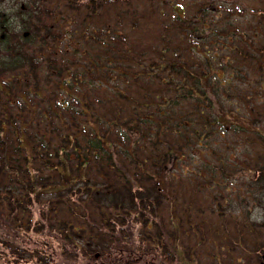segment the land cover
Wrapping results in <instances>:
<instances>
[{"label":"trees","instance_id":"obj_1","mask_svg":"<svg viewBox=\"0 0 264 264\" xmlns=\"http://www.w3.org/2000/svg\"><path fill=\"white\" fill-rule=\"evenodd\" d=\"M208 5L0 0V264H264V44Z\"/></svg>","mask_w":264,"mask_h":264},{"label":"rangeland","instance_id":"obj_2","mask_svg":"<svg viewBox=\"0 0 264 264\" xmlns=\"http://www.w3.org/2000/svg\"><path fill=\"white\" fill-rule=\"evenodd\" d=\"M183 6L178 7V11L183 13L193 12L196 4L206 3L209 8L215 9L214 14L224 15L229 18L238 28L249 32V36H256L258 42L264 44V16L260 12L264 11V0H177ZM257 209V208H256ZM258 210L253 214V218Z\"/></svg>","mask_w":264,"mask_h":264}]
</instances>
